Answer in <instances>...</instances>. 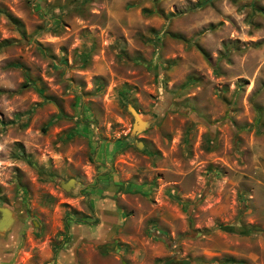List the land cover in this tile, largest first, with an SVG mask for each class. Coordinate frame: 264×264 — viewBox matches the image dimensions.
Wrapping results in <instances>:
<instances>
[{
	"label": "rangeland",
	"instance_id": "obj_1",
	"mask_svg": "<svg viewBox=\"0 0 264 264\" xmlns=\"http://www.w3.org/2000/svg\"><path fill=\"white\" fill-rule=\"evenodd\" d=\"M0 206V264H264V0H0Z\"/></svg>",
	"mask_w": 264,
	"mask_h": 264
},
{
	"label": "water",
	"instance_id": "obj_2",
	"mask_svg": "<svg viewBox=\"0 0 264 264\" xmlns=\"http://www.w3.org/2000/svg\"><path fill=\"white\" fill-rule=\"evenodd\" d=\"M126 108L132 117L130 135L133 136L136 135L139 131H143L149 125V121L141 118L132 105L128 104ZM135 146H141V142L136 140ZM75 183V179L68 178L64 181H59V187H61L65 191H68L75 186ZM12 221V211L5 206H0V234H3L9 229ZM161 264H190V261L187 259H182L179 261L175 259H166Z\"/></svg>",
	"mask_w": 264,
	"mask_h": 264
},
{
	"label": "crops",
	"instance_id": "obj_3",
	"mask_svg": "<svg viewBox=\"0 0 264 264\" xmlns=\"http://www.w3.org/2000/svg\"><path fill=\"white\" fill-rule=\"evenodd\" d=\"M79 238H78V235H77V238L75 237V240L73 242H71L70 245H72L71 247H68V248H62V247H58L55 251V254L62 258H64L66 260V262H68L69 259H71V256H70V253L72 255V257L74 258V253H73V250L76 249V245L79 244L78 242ZM81 240V239H80ZM56 246H54V249H55Z\"/></svg>",
	"mask_w": 264,
	"mask_h": 264
},
{
	"label": "trees",
	"instance_id": "obj_4",
	"mask_svg": "<svg viewBox=\"0 0 264 264\" xmlns=\"http://www.w3.org/2000/svg\"><path fill=\"white\" fill-rule=\"evenodd\" d=\"M58 248V246L55 247L54 251ZM56 252V251H55Z\"/></svg>",
	"mask_w": 264,
	"mask_h": 264
}]
</instances>
